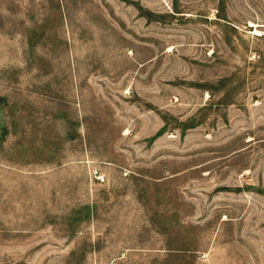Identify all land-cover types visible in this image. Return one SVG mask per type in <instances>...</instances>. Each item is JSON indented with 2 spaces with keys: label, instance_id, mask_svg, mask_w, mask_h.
I'll return each instance as SVG.
<instances>
[{
  "label": "rangeland",
  "instance_id": "obj_1",
  "mask_svg": "<svg viewBox=\"0 0 264 264\" xmlns=\"http://www.w3.org/2000/svg\"><path fill=\"white\" fill-rule=\"evenodd\" d=\"M0 264H264V0H0Z\"/></svg>",
  "mask_w": 264,
  "mask_h": 264
}]
</instances>
